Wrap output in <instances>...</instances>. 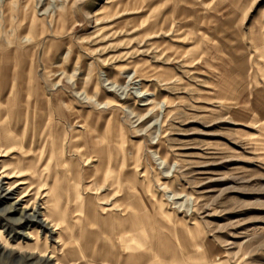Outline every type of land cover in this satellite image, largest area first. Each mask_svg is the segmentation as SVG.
Returning <instances> with one entry per match:
<instances>
[{
    "label": "rangeland",
    "instance_id": "374dc122",
    "mask_svg": "<svg viewBox=\"0 0 264 264\" xmlns=\"http://www.w3.org/2000/svg\"><path fill=\"white\" fill-rule=\"evenodd\" d=\"M3 43L104 138L65 141L57 182L0 145V264H264V0H0Z\"/></svg>",
    "mask_w": 264,
    "mask_h": 264
},
{
    "label": "crops",
    "instance_id": "0c3cea01",
    "mask_svg": "<svg viewBox=\"0 0 264 264\" xmlns=\"http://www.w3.org/2000/svg\"><path fill=\"white\" fill-rule=\"evenodd\" d=\"M0 45H2L0 47V140L2 139L0 145L14 146L16 143L17 145L19 143L24 148L35 151L43 146V148L48 150V157L45 162L47 174L54 177V182H57L60 172L56 169V166L63 165L67 161L64 159L65 157H62V144L65 141L69 143L72 137L78 138L88 132L97 134L100 140H103L104 136L101 133V129L104 125L100 120L101 115L98 114L91 120L85 116L82 119L84 125L82 126L78 122L77 113L79 111L76 107L69 103L65 105L66 110L58 109L59 106L43 93L38 82L32 84L33 76L31 74V68L29 65H26L24 54H16V45H11V43H5V45L3 43ZM20 59H22L21 62L24 67L20 71H17L16 63ZM57 123H61V127L57 128ZM105 145H109L107 137H105ZM69 146L76 148L86 147L85 141H83V145L77 141L76 145ZM94 147V152L97 154L96 151H101L104 145H94ZM83 155L90 158L89 152L85 151ZM102 155L101 153V157L99 156L97 160L96 165L98 166V171L100 170V161L104 160ZM22 161H25V158ZM51 161H53L52 164H50ZM76 186L80 188L79 190L81 192L77 190L80 192V197L81 195L84 197L88 196L92 199L90 195L92 192L85 190L84 193L82 186L79 184ZM76 186H73L74 188L72 189L70 185V194L66 195L64 187L58 185V198H69L71 192L75 195Z\"/></svg>",
    "mask_w": 264,
    "mask_h": 264
},
{
    "label": "bare ground",
    "instance_id": "6f19581e",
    "mask_svg": "<svg viewBox=\"0 0 264 264\" xmlns=\"http://www.w3.org/2000/svg\"><path fill=\"white\" fill-rule=\"evenodd\" d=\"M6 191L10 192L11 191V188H8ZM52 193H53V191H52ZM76 194L78 196V199L80 200L81 199V197L79 195L80 192L76 191ZM53 197L54 196L51 195V196H49V198L46 199V201L44 203H41V204H39V203L32 204V206L30 207V209L32 211V213L30 214V216L33 217L35 219V222L38 223L42 228L44 227V224H47V223L52 222V219H51L52 218L51 211L53 209V201L55 199V197L54 198ZM78 208H79L78 210H80V211L83 210L86 213V218L89 217V215L91 213V210H90L89 207H87V208L84 207L83 208V207H80L79 206ZM26 209H28V205H26V206L23 207V210H26ZM111 210L112 209H110L109 211H111ZM111 214H114V213L111 211ZM70 252H74V251H70ZM49 258H53V257L50 256Z\"/></svg>",
    "mask_w": 264,
    "mask_h": 264
}]
</instances>
